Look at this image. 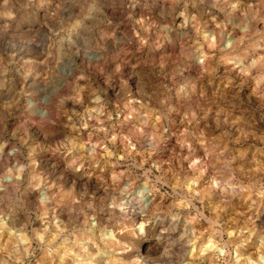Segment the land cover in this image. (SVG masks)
I'll use <instances>...</instances> for the list:
<instances>
[{
  "label": "clouds",
  "instance_id": "clouds-1",
  "mask_svg": "<svg viewBox=\"0 0 264 264\" xmlns=\"http://www.w3.org/2000/svg\"><path fill=\"white\" fill-rule=\"evenodd\" d=\"M0 264H264V0H0Z\"/></svg>",
  "mask_w": 264,
  "mask_h": 264
}]
</instances>
